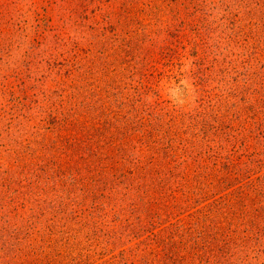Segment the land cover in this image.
<instances>
[{
	"label": "rangeland",
	"instance_id": "1",
	"mask_svg": "<svg viewBox=\"0 0 264 264\" xmlns=\"http://www.w3.org/2000/svg\"><path fill=\"white\" fill-rule=\"evenodd\" d=\"M0 264H264V0H0Z\"/></svg>",
	"mask_w": 264,
	"mask_h": 264
}]
</instances>
